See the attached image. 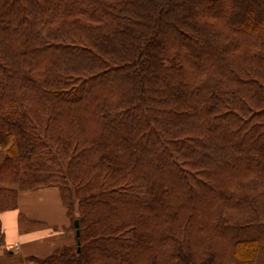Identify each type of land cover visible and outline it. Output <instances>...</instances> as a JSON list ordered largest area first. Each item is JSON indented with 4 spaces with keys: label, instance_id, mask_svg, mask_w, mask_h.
<instances>
[{
    "label": "trees",
    "instance_id": "trees-1",
    "mask_svg": "<svg viewBox=\"0 0 264 264\" xmlns=\"http://www.w3.org/2000/svg\"><path fill=\"white\" fill-rule=\"evenodd\" d=\"M0 148L72 222L35 264H264V0H0Z\"/></svg>",
    "mask_w": 264,
    "mask_h": 264
},
{
    "label": "crops",
    "instance_id": "crops-1",
    "mask_svg": "<svg viewBox=\"0 0 264 264\" xmlns=\"http://www.w3.org/2000/svg\"><path fill=\"white\" fill-rule=\"evenodd\" d=\"M5 151L0 148V163ZM75 243V232L57 188L20 191L14 210L0 214V264H35Z\"/></svg>",
    "mask_w": 264,
    "mask_h": 264
},
{
    "label": "water",
    "instance_id": "water-1",
    "mask_svg": "<svg viewBox=\"0 0 264 264\" xmlns=\"http://www.w3.org/2000/svg\"><path fill=\"white\" fill-rule=\"evenodd\" d=\"M75 227H76V236L79 237L80 236V230H79V221L78 220L75 221Z\"/></svg>",
    "mask_w": 264,
    "mask_h": 264
}]
</instances>
